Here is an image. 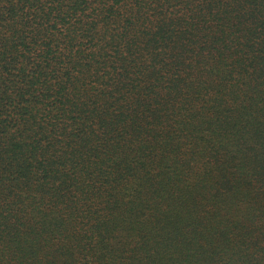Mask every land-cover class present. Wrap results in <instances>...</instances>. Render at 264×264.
<instances>
[{"label":"trees","instance_id":"obj_1","mask_svg":"<svg viewBox=\"0 0 264 264\" xmlns=\"http://www.w3.org/2000/svg\"><path fill=\"white\" fill-rule=\"evenodd\" d=\"M0 264H264V0H0Z\"/></svg>","mask_w":264,"mask_h":264}]
</instances>
